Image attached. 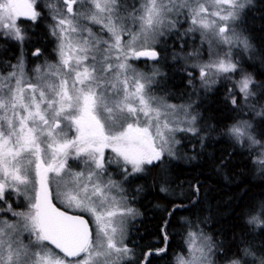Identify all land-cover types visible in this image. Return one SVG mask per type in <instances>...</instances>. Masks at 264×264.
I'll list each match as a JSON object with an SVG mask.
<instances>
[{
  "label": "snow or ice",
  "instance_id": "obj_1",
  "mask_svg": "<svg viewBox=\"0 0 264 264\" xmlns=\"http://www.w3.org/2000/svg\"><path fill=\"white\" fill-rule=\"evenodd\" d=\"M79 2L63 0L68 18L57 20L52 29V35L59 40V63L49 65L38 82L28 83L26 88L20 86L23 83L20 79L15 90L10 85L0 84V200L13 185L17 190L25 186L29 210L13 215L21 218L23 230L32 235V245L43 248L47 242L49 247L54 246L63 253L64 260L88 253L84 264H120L131 252L126 245L119 246L124 243V221L136 212L111 195L114 190L123 192V189L110 177L104 181L108 165L122 163L126 180L143 172L144 165L161 161L166 150L171 154L166 146L176 132L198 133L195 116L185 121L190 125L188 128L175 127L178 121L172 117L177 113V106L162 103L152 94L158 71L146 75L137 71L131 61L159 60L155 50L157 37L163 35L166 23L175 27V22L166 21V17L182 9L191 17L189 31L211 34L218 45L231 47L236 43L249 48L247 39H241L233 28L248 0H144L141 9H134L127 18L119 16L117 0H92V20L97 24L107 20L103 28L110 33L111 42L94 39L90 30L87 38H81L83 31L74 23L77 19L74 6ZM36 6L37 0H0V26L23 42L26 37L18 26L19 18L36 21L40 16ZM136 11L141 15L137 17ZM124 19H131L133 27L138 21L139 30H126L121 22ZM6 20L9 23L5 24ZM125 35L129 37L126 42L122 40ZM40 54V49L33 53L34 56ZM199 67L204 83L210 72L227 76L238 70L231 52ZM254 83L246 75L236 82L245 103L255 95ZM231 103L239 106L235 96ZM187 107L183 108L185 113ZM257 115L264 116V109ZM251 128L247 121H239L227 134L240 142L247 139L253 145L259 144ZM72 132L74 135L69 139ZM108 148L115 154V161L106 159L105 149ZM25 156L34 157V161L25 162ZM70 160L82 161L87 175L85 171L72 172ZM33 162L35 181L30 179ZM53 184L57 189H64L56 194L58 198L63 197L62 203L93 218L95 235L83 215H69L52 203L50 188ZM29 185L35 188L34 197L27 195ZM161 191L166 189L161 188ZM261 212L264 214V205ZM248 222L264 225L257 215ZM14 232L13 225L0 228V264H28L29 261L31 264H64V260L51 258L50 252L31 253L29 246L17 247L18 242L12 238ZM189 238L191 258L180 259L178 264H211L210 242L205 239L197 246L196 234L189 233ZM151 254H145V264ZM245 254L251 253L245 249ZM260 264H264V257L260 258Z\"/></svg>",
  "mask_w": 264,
  "mask_h": 264
},
{
  "label": "trees",
  "instance_id": "obj_2",
  "mask_svg": "<svg viewBox=\"0 0 264 264\" xmlns=\"http://www.w3.org/2000/svg\"><path fill=\"white\" fill-rule=\"evenodd\" d=\"M54 2L37 0L40 16L36 21L19 18L26 39L23 45L16 39L0 41V64L14 62L21 53L30 71L35 60L32 51L37 49L41 54L36 58L54 59L53 15L59 9ZM242 27L250 45L240 53L242 65L234 76L228 74L223 81L220 77L207 90L195 89L199 66L205 65L202 54L188 57L200 52V31H189L191 25L184 19L180 27L163 33L156 45L165 97L195 101L198 133H181L176 156H163L147 165L142 179L135 180L133 186H138L141 196L136 203L140 216L131 221L126 242L138 252L139 262L151 252L148 264H171L177 253L185 251L186 232L194 225L211 240L216 264L239 259L260 264L264 257V225L248 222L256 214L264 221V170L257 167L253 147L227 134L234 123L247 120L255 139L264 144V116L257 115L264 109V0H252L246 6ZM245 75L255 82V95L246 103L235 86ZM234 96L239 106L231 103ZM245 249L251 254L246 255Z\"/></svg>",
  "mask_w": 264,
  "mask_h": 264
},
{
  "label": "rangeland",
  "instance_id": "obj_3",
  "mask_svg": "<svg viewBox=\"0 0 264 264\" xmlns=\"http://www.w3.org/2000/svg\"><path fill=\"white\" fill-rule=\"evenodd\" d=\"M252 0H248V2L245 4V7L242 9L239 19L233 24V28L235 30V33L241 38V39H247L249 43V39L247 38V35L244 34L242 30V15L243 12L246 8L247 5L251 3ZM54 3L59 4V9L56 10L54 13V23L56 25L57 20L59 19H67L68 14H67V9L66 5L63 3V0H55ZM144 3V0H132L131 3L127 4L124 2V0H117V4L119 5L117 11L119 13V16L121 18H127L130 17V15L133 13L134 9H141L142 5ZM52 6V3H50ZM46 9V8H45ZM53 10V9H51ZM214 9H210L212 11ZM74 11L76 13L77 19L74 21V23L77 24L78 29L83 31V37L81 38H87L88 37V32L89 30L92 33V37L94 39H100L104 41H112V37L110 36V33L106 29L103 28V23H107V20L105 19L102 21L101 24L94 23L92 20V16L94 14V8L92 5V0H80L79 3H77L74 6ZM125 12V14H124ZM136 16L138 17L141 15V12L136 11ZM186 20L188 22V26L191 25V17L188 15V12L186 9H182L179 11H173L166 17V21L169 22H175V27L172 26L171 23H166L165 26L162 29V32L165 34V32L169 30H173L175 28L180 27V25L183 24V20ZM18 21V25H20ZM126 25V30L131 29L132 31H138L139 30V22L137 21L135 27H133V23L131 19H124L121 21ZM180 22V23H179ZM5 24L9 23V21H4ZM55 27V26H54ZM200 31V30H198ZM201 32V31H200ZM201 35V40L198 41V43H201L198 45V48H200L199 53H192L191 55H201L203 58L204 64H210L213 63L214 61L218 60L220 57H222L225 53L231 52L232 60L233 62H236L238 65V68L242 65V61H244V56L243 54L240 55L241 51L247 52L249 48L245 49L243 44H236L233 43V45L230 47L229 45H218L215 41H213L211 34L204 35L202 32L200 33ZM13 38L11 39V37ZM161 36H158L157 39L158 41L160 40ZM129 39L127 35L122 36V40L125 42ZM204 39V40H203ZM0 41H5V42H12L15 41L14 34L9 33L7 29L3 28L0 26ZM53 49H52V58L54 56L53 60H50L47 57H42V58H36L38 56H34L32 51V55L35 57V60L33 61L31 67H29L30 71H27V59L26 57L20 53V56L11 63H4L0 64V84H3L5 86L10 85L13 90L16 89L17 87V80L20 79L23 81V83L20 85L21 87H27L28 83H37L38 82V77L43 73L46 72L48 69L49 65L55 66L59 63V57L57 55V45L59 43L58 38L55 36L54 40L52 41ZM193 42V41H192ZM211 42V43H210ZM21 43V41H19ZM204 43V44H203ZM23 45V42H22ZM157 50V49H156ZM190 54L188 57L190 58ZM186 57V62H190V59ZM1 62V61H0ZM157 62V61H156ZM155 61H143V60H138V61H131L132 65L134 68L137 69L139 72H143L146 75H152L154 70H157L159 75L155 76V81L156 83L152 87V94L155 95L157 98H160L162 103L168 104V105H175L177 106V113L174 117H172L173 120L178 121L174 126L178 128H188L190 125L186 123L185 121L190 120L192 116L196 117V120L198 119V112L195 110V101L192 99H181L182 101L179 100H169L165 95V89L164 86L160 82V78L163 77V72L161 70V66L157 64ZM22 65V67H21ZM3 68L6 71H3ZM40 69L41 71L38 72L37 69ZM199 75L198 78L196 79L198 84H196L195 89H201L203 88L205 90L209 89L211 86L216 85L219 82V78L221 77V80H224L225 75H217L215 72H210L208 78H207V83H204L200 79V67L198 71ZM15 74V75H13ZM232 76H234V73H231ZM11 77V79H9ZM170 94V93H169ZM190 107H187L189 106ZM264 107V104H261ZM183 106V107H182ZM184 107H187V113L183 110ZM11 115V113H9ZM240 121H247V120H240ZM239 122V121H237ZM236 122V123H237ZM250 123L249 121H247ZM196 121H195V127L196 126ZM234 123V124H236ZM251 124V123H250ZM252 133V128L250 129ZM188 133L190 131H178L174 134V137L170 139V143L167 148H170L171 154L166 150L163 154V156H168V157H175L177 154L178 150V145L180 144V134L181 133ZM254 136V134L252 133ZM257 140V139H256ZM258 141V140H257ZM242 142L247 143L248 146L253 147L256 150V163L257 167L260 170H264V144L259 141V144L253 145L248 141L247 139H244ZM108 151H110V156H108L107 149H105V157L106 159H110L115 161V154L112 152L111 148H108ZM32 159L34 161V157H29L25 156L24 160L27 162V160ZM74 162H80V168H76L77 166H73L74 168L71 167L72 172H81L85 171L84 164L82 161H74ZM117 164V163H116ZM147 165H144V171L141 173V175H144L145 172V167ZM128 172H131V166H128ZM111 174L114 176L118 174L115 171H111L108 174L109 176L105 175L104 181L107 182ZM140 174V173H139ZM85 175H87V172L85 171ZM113 181L119 182L120 187L123 189V192H120L119 190H114L111 195L115 197L116 200L120 201L122 200L123 206L126 208H132L135 210L136 214L135 215H129L125 218L124 221V243L119 245L121 247L127 246L129 249H131V252L127 257H125L120 264H144L145 263V254L143 255V260L140 262L137 260L138 258V252L135 251L134 247H131L127 244L126 239L128 236V228L131 223V221L139 218L140 216V211L138 210L136 203H137V197L139 196L138 193L136 192L138 190V186L136 188L133 185H130L132 182H134L138 177L137 173L129 176L126 180L124 178L123 180L120 178L118 180H115L114 178L110 177ZM142 178V176H141ZM30 179L35 181V163L33 162L31 165V170H30ZM134 188V190H133ZM136 189V190H135ZM51 193H52V199L61 208H64L66 211L72 212V213H79L84 216H86L91 224V228L93 229L94 235H95V230H96V224L93 221V218L88 214L81 212L79 209H74V208H68L66 203H62L63 197H57V191H64V189H57L56 185L53 184L50 188ZM9 196L7 198H4L3 200H0V228H6V225H13L15 226V232L12 238L17 241V247H22V246H29L28 250L31 253H43V252H50L51 258L53 259H61L64 260V257L61 256L59 253L54 251L51 247L45 243V246L43 248L37 247L32 245L33 237L29 232H26L23 230V221L21 220L20 217L13 215V213H21V212H27L30 207V202L26 198V189L25 186L21 185L19 186V190L16 189V186H12V189L8 191ZM27 195H31L34 197L35 195V188L32 185H29L27 188ZM174 195V193H173ZM182 195V194H181ZM138 198H141L138 197ZM34 202V201H33ZM257 215V214H256ZM258 216V215H257ZM261 220V219H260ZM7 231H12L10 229H6ZM189 233H195L196 238H197V246L200 245L205 239H207L210 242V247H211V252L209 253L208 259L211 261V264H216V261L214 259V246L211 243V240L207 235H205L199 228L198 226H191L188 228L186 232V242H185V251L184 252H179L175 255L174 258L171 259V264H178V261L180 259L184 260H189L191 258L190 255V244L192 241L189 238ZM205 251L207 252V248H205ZM88 259V253H82L80 256L71 259V260H64V264H84V262ZM235 261H240L241 264L243 262L239 260H233L229 261L225 264H234ZM28 264H31V261L28 262ZM258 264V263H254Z\"/></svg>",
  "mask_w": 264,
  "mask_h": 264
},
{
  "label": "flooded vegetation",
  "instance_id": "obj_4",
  "mask_svg": "<svg viewBox=\"0 0 264 264\" xmlns=\"http://www.w3.org/2000/svg\"><path fill=\"white\" fill-rule=\"evenodd\" d=\"M3 71H6V70L3 68ZM73 135H74V132L70 133V135H69L68 138L69 139L72 138ZM109 152L110 151H108V149H107V152L106 153L108 154V156H106V157H109L110 156V153ZM74 161H77V160H70L69 161L70 166L72 168H74L73 166H77L78 165V167H76V168H80V162H74ZM110 170L111 171H115V172L118 173V174H116L114 176L111 174L110 177L114 178L115 180H118V179L121 178L123 180V182H124V167H123V164L122 163L120 165H117L115 162L109 164L108 167H107V173L108 174L110 173ZM141 173H143V172H140V174L137 173V177L139 178V180L142 179L141 176L143 177V175H141ZM108 174H107V176H109ZM134 184H135V181L132 182L130 185H134ZM133 190H134V188H133ZM8 196H9V193H7V196L5 198H7Z\"/></svg>",
  "mask_w": 264,
  "mask_h": 264
},
{
  "label": "water",
  "instance_id": "obj_5",
  "mask_svg": "<svg viewBox=\"0 0 264 264\" xmlns=\"http://www.w3.org/2000/svg\"><path fill=\"white\" fill-rule=\"evenodd\" d=\"M21 18H23V17H21ZM23 19H25V18H23ZM27 20V19H26ZM34 52H36V50L34 51ZM158 52V51H157ZM145 59H148V58H145ZM52 203L57 207V208H59L61 211H66V210H64V209H62V208H60V207H58L55 203H54V201L52 200ZM68 212V211H67ZM68 214L69 215H82V214H78V213H71V212H68ZM84 216V215H83ZM84 218L86 219V220H88L85 216H84ZM89 225H90V223H89ZM90 228H91V225H90ZM54 250H56L59 254H61V255H63V253H60V251L58 250V249H55L54 248V246H51ZM73 258H75V257H68L67 259L68 260H70V259H73Z\"/></svg>",
  "mask_w": 264,
  "mask_h": 264
},
{
  "label": "bare ground",
  "instance_id": "obj_6",
  "mask_svg": "<svg viewBox=\"0 0 264 264\" xmlns=\"http://www.w3.org/2000/svg\"><path fill=\"white\" fill-rule=\"evenodd\" d=\"M248 217H249V216H248ZM248 217H247V218H248Z\"/></svg>",
  "mask_w": 264,
  "mask_h": 264
}]
</instances>
